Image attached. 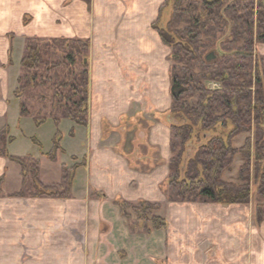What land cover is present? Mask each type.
Wrapping results in <instances>:
<instances>
[{"label": "crops", "instance_id": "obj_1", "mask_svg": "<svg viewBox=\"0 0 264 264\" xmlns=\"http://www.w3.org/2000/svg\"><path fill=\"white\" fill-rule=\"evenodd\" d=\"M165 1L0 0V124L16 106L7 97L15 88L13 68L21 63L15 52L23 51L21 45L25 50L31 38L90 40L89 119L92 110L98 122L108 118L112 126L105 129L108 136L107 131L121 128L113 123L115 116L127 115L130 101L118 95H146L155 115L167 112L172 105L170 50L151 27ZM257 49L264 61V44ZM95 120L82 131L79 126L73 129L71 140L77 147L73 155L78 158L82 153L85 166L76 173L70 199L12 197L22 189L21 168L0 158L4 170L8 168L0 196V264L21 260L22 264H264V221L258 226L253 217L241 221L239 214L225 219L215 204L168 203L161 189L171 158L170 128L165 122L164 139L150 141L161 156L140 157V164L151 167L136 177L123 166L121 142L100 139L104 125ZM26 121L19 112L18 129ZM12 136L10 149L19 142ZM39 154L40 180L57 184L64 155L51 162ZM131 180H136L135 192L128 189ZM119 199L160 204L157 215L168 228L131 231L116 204Z\"/></svg>", "mask_w": 264, "mask_h": 264}, {"label": "trees", "instance_id": "obj_2", "mask_svg": "<svg viewBox=\"0 0 264 264\" xmlns=\"http://www.w3.org/2000/svg\"><path fill=\"white\" fill-rule=\"evenodd\" d=\"M254 8V1L244 0H166L151 27L170 50L172 105L166 121L171 131V158L163 193L172 203L252 204L259 226L264 221V66L255 62L254 48L264 43V22L256 20ZM90 46L88 39H27L21 87L15 95L21 98L28 90L48 86L53 111L50 116H33L21 105V117H32L38 128L49 120L58 126L61 119L88 128ZM206 82L218 87L212 90ZM9 134V127L0 132V157L18 164L23 179L21 191L12 197L72 198L76 173L85 163L69 171L63 167L62 182L46 185L40 180L39 162L31 156L9 154L8 144L14 142L12 137L6 142ZM240 136L248 137L237 148L235 141ZM61 140L57 131L48 153L36 138L32 142L43 156L56 162L59 153H64ZM238 158L242 164L236 183L226 182L224 176L232 172ZM3 185L1 178L0 196ZM116 204L131 231L148 233L168 227L157 215L160 204L121 199ZM142 221L146 223L143 227Z\"/></svg>", "mask_w": 264, "mask_h": 264}, {"label": "rangeland", "instance_id": "obj_3", "mask_svg": "<svg viewBox=\"0 0 264 264\" xmlns=\"http://www.w3.org/2000/svg\"><path fill=\"white\" fill-rule=\"evenodd\" d=\"M239 1V0H237ZM243 1V0H242ZM246 2H250V1H254V6H255V18L256 20L259 18H262L263 22H264V0H244ZM255 28H257V26H255ZM255 34H258L257 30H255ZM258 44H264V43H256L255 45V62L258 64H261L262 66H264V61L263 58L260 56L258 49H257V45ZM23 48L20 49V51L17 53L15 52V59L22 61L23 57L25 56V50H24V46H20ZM26 47V46H25ZM59 56H62V52L59 51L58 52ZM20 58V59H19ZM90 58V55H89ZM20 65H18L17 67L13 68L14 70V74H15V88L14 91L12 92V95H7L8 100H10L12 102V104L16 105L15 108L12 106L8 118L5 117L4 119L7 118L6 122H3L0 124V132H2L6 127H9L12 130V134L10 131L9 137H6V142H8V139L10 137L14 138L12 135L17 136V140L19 142L16 143V145L14 144L11 149L9 148V146L11 144H8V151L10 150L12 155L18 156L20 158H23V156H31L35 161L39 162L40 164V150L35 147L33 145L32 139L36 138L42 145V151L48 153L52 150L53 148V140L54 137L58 132H60V134L62 135V140L60 143L61 148L67 151V153H59V155H64L63 157H61V166L62 169L63 167H65L68 171L71 170L74 166L76 165H83L85 163V159L82 155V153H80L78 156V158H76V156L73 155V153H75V149L76 144L73 142V140H71V135L70 133L73 132V129L76 128V126L68 121V120H64L61 119L60 124H55L52 120H49L50 122H47L45 124H43L41 127H38L35 125L34 120L32 119V117H21V119L28 120L26 122L21 123V127L20 129H18L17 126V121L19 118V112H20V106L24 105V108H26L27 111L31 112V114L33 116H39V117H43V116H50L52 115V111H53V107L50 104V100H51V94L52 91L50 90V88L48 86H43L42 88H36V89H32V90H28L26 92L25 95H20L21 98H18L17 95H15V93L17 91H19L21 85H19V78L22 76L23 71L21 69V63H19ZM206 85L211 88L212 90L216 89L218 86L215 83H210V82H206ZM137 93H141V92H137ZM5 96V95H3ZM120 97H126L130 102L127 104V115L124 116V119L121 118L119 119L118 116L116 115L114 118V122L116 125L120 126L121 128L120 130H116L114 129V131L110 130L107 131V133H111L109 134V136L106 134L105 129H107V127H110L109 124V119L105 118V121L102 123L101 120L98 122L99 116L97 115L96 111L92 110V113L90 114V122L93 125V120H95V122H98L97 125H99L100 123H102L104 125L103 127V132H100V135L102 137L103 134V138L100 139H105V137H107V139H109L108 137H110V141L112 142H121L119 144V148L120 151L123 153V159L125 161L123 166L125 167V169L128 170L129 174H134V176L139 177V172L141 171H145L148 170L151 167V164H140V157H143L145 155H154L155 157H160L161 153L159 152L158 149L156 148H152V144H151V140L152 139H157L158 141L163 140L164 139V135H163V126L161 125L163 122H165L167 124V115L165 112L164 114H160V115H155V110H149V105L147 102V96L146 95H118ZM44 99L45 102L43 101ZM19 107V109H18ZM144 109V110H142ZM154 112V113H153ZM41 113V114H38ZM58 115V116H57ZM55 115L56 117L60 118V114ZM159 120H158V119ZM106 124V125H105ZM109 125V126H107ZM117 126V127H118ZM112 127V126H111ZM110 127V128H111ZM123 127H125V130L123 131ZM41 128V129H40ZM77 129L79 131H82L81 127H77ZM24 131V133H22ZM118 131V132H117ZM117 132V134H116ZM23 134V138L19 137L18 134ZM115 133V134H114ZM99 134V133H98ZM169 135H171V131L169 130ZM51 136V137H50ZM248 136H240L236 139L235 141V147L240 148L242 146H244L245 144V140ZM15 141V139H14ZM14 143V142H13ZM12 143V144H13ZM3 144L0 143V147H2ZM154 147V146H153ZM156 147V146H155ZM171 150V148H170ZM9 152V154H10ZM41 155L43 156V154L41 153ZM58 155V157H59ZM1 158V157H0ZM75 160H74V159ZM8 160V159H7ZM2 161V160H0ZM14 163V162H13ZM16 164V163H15ZM242 164V161L240 158L236 159V161L234 162L233 165V170L231 173H227L224 176V180L226 182L229 183H236V174H237V170L238 167ZM18 165V164H16ZM41 165V164H40ZM19 166V165H18ZM20 167V166H19ZM32 167V165L30 166V168ZM21 168V167H20ZM139 168V169H137ZM61 169V180L54 185H58L62 182V178H63V170ZM4 171V173H3ZM7 171L8 168L5 167V170L3 168V164L2 162H0V179L3 178L4 179V183H5V177L7 175ZM3 173V174H2ZM2 174V175H1ZM161 175H163V172H160ZM22 178V175H21ZM136 181V180H135ZM133 182V180L128 181L127 185H128V189L132 191H136L137 187H136V182ZM22 184H23V179H22ZM4 186V185H3ZM23 186V185H22ZM86 186V185H85ZM81 187V186H80ZM48 199V198H47ZM168 203L175 205V207H179L178 205H203V204H211V203H202V202H197V203H193V204H187V203H179V202H169ZM219 207V209H222L223 212H225V219H227L228 217H230V215H235V214H239L240 216V220H246L249 219L250 217H253L254 220V206L248 205V206H220L217 205ZM183 207V206H180ZM237 209L239 210L237 212ZM166 209H164L162 211V215L166 216L167 215V211H165ZM129 212L131 213V210H129ZM160 212V211H159ZM161 217V216H160ZM124 219V218H123ZM125 220V219H124ZM136 220V218H133L132 221L134 222ZM126 221V220H125ZM255 222V220H254ZM144 224L146 225V223H144V221H142V224H140V226H144ZM129 226V225H128ZM169 226V225H168ZM168 228V227H167ZM38 247V246H37ZM24 261H18V264H22Z\"/></svg>", "mask_w": 264, "mask_h": 264}, {"label": "water", "instance_id": "obj_4", "mask_svg": "<svg viewBox=\"0 0 264 264\" xmlns=\"http://www.w3.org/2000/svg\"><path fill=\"white\" fill-rule=\"evenodd\" d=\"M227 207V206H226Z\"/></svg>", "mask_w": 264, "mask_h": 264}]
</instances>
